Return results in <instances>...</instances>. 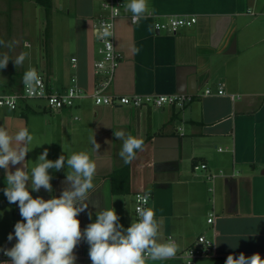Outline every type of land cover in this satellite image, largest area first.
Returning <instances> with one entry per match:
<instances>
[{"label": "crops", "instance_id": "obj_1", "mask_svg": "<svg viewBox=\"0 0 264 264\" xmlns=\"http://www.w3.org/2000/svg\"><path fill=\"white\" fill-rule=\"evenodd\" d=\"M59 2L49 0L51 12L47 13L36 0H0V40L8 43L4 23H15L18 16L31 11L41 16L44 25H49L51 14L54 33L57 7L62 8ZM65 4L73 17V55L66 67L58 68L60 58L53 40H43L40 52L26 42L23 48L28 60H40L41 66L35 69L52 89L64 90L75 76L78 85L90 93L99 46L93 21L102 11L95 0H65ZM147 5L148 12L138 22L130 18L116 22V47L122 61L113 93L189 94L194 97L189 106L134 109L96 106L87 98L73 107L71 120L65 109L57 121L30 123V116L46 110L33 108L27 101L19 111L0 110V126L6 122L11 132L24 127L33 136L25 157L29 174L45 149L49 160L87 151L96 162L94 193L86 201L88 208L77 217L82 231L105 206L115 209L126 229L136 220L135 194L150 192L151 207L161 221V239L172 238L178 251L173 258L147 264H183L180 254L200 236L213 241L214 252L196 264H225L229 255L241 253L246 257L258 253L264 259V18L250 15L264 12V0H147ZM169 16H195L197 24L176 34L157 32L155 23ZM19 50L16 44L12 49L0 46V55L15 58ZM73 58L77 69L72 67ZM11 64L10 60L0 70L2 94L19 93L25 87L22 77L27 69L12 70ZM30 112L34 114L28 117ZM114 131L144 141L143 150L129 164L118 155L122 141ZM93 136L100 145L97 152L90 143ZM202 164L206 170L194 169ZM19 167L23 164L9 165L13 172ZM66 172V163L58 172L50 169L53 191H32L33 198H58L67 186ZM211 175L215 178L209 179ZM5 177V170L0 169V249L14 246L16 238L8 241L7 237L9 233L14 236V225L22 219L18 203L10 204L4 195ZM88 212H92L91 219ZM88 250L87 242L81 240L74 249L75 264H92ZM4 262L11 264L0 251V264Z\"/></svg>", "mask_w": 264, "mask_h": 264}, {"label": "clouds", "instance_id": "obj_2", "mask_svg": "<svg viewBox=\"0 0 264 264\" xmlns=\"http://www.w3.org/2000/svg\"><path fill=\"white\" fill-rule=\"evenodd\" d=\"M124 11L131 13L132 23L145 17L148 12L147 0H125ZM100 39L111 35L108 28L96 30ZM0 46L12 49L14 42L5 43L0 40ZM26 54L15 58L7 54L0 55V70L5 69L9 61L16 68L23 65ZM23 85L31 93L35 85L40 83V77L35 68L25 71L22 77ZM116 138L122 141L118 153L124 164L131 163L138 151L143 150L142 138L124 131H114ZM33 140L27 128L21 127L11 132L5 122L0 126V169L6 172L3 189L10 204H17L22 219L14 225L13 233L7 239L16 243L10 249H0L10 258L11 264H75L77 257L74 249L84 240L89 245L88 255L92 264H147V261H162L175 257L178 245L170 238L162 240L160 236L161 221L156 217V211L148 206L150 192L138 197L142 206L136 209L137 219L126 229L119 223V216L111 206H105L96 212V220L81 230L78 215L88 208L89 196L94 193L93 178L97 171L96 162L87 151L73 152L70 156L61 155L56 160H49L45 149L39 155L35 166L29 174L25 157L29 152L27 145ZM92 149L97 152L100 145L95 136L90 138ZM67 166L64 183L67 185L57 198L45 200L42 197L33 198L31 192H39L41 188L51 193L53 191L49 170L57 172ZM23 164L13 172L9 165ZM31 190V191H30ZM99 207L98 202H93ZM89 219L92 212H88ZM7 264V262H4ZM225 264H264V259L257 254L246 257L229 255Z\"/></svg>", "mask_w": 264, "mask_h": 264}, {"label": "built area", "instance_id": "obj_3", "mask_svg": "<svg viewBox=\"0 0 264 264\" xmlns=\"http://www.w3.org/2000/svg\"><path fill=\"white\" fill-rule=\"evenodd\" d=\"M100 4L102 14L93 21V36L99 44L97 49L98 58L93 63L95 74V85L92 92H87L78 85V80L74 76L71 79L72 85L68 89L53 90L44 76L40 77V83L35 85V90L29 93L26 88L19 93L2 94L0 93V109L12 112L19 111L20 107L29 100H37L44 103L46 110L50 112H59L70 109L76 104L87 98H92L96 106H126L134 109L149 107L152 110H159L164 107H174L184 109L193 102V96L189 94L176 95H134L118 96L113 93V86L116 71L122 61V56L116 47V22L121 18H130L129 13L124 11L123 4L125 0H95ZM250 15L264 17L263 13L251 12ZM131 19V18H130ZM197 24V17H167L164 22H156L155 30L157 32L167 31L176 34L182 28L193 27ZM107 27L111 35L107 38L100 39L96 36V30ZM72 67L77 69V59H72ZM206 94H211L210 90ZM223 89H220L219 95H223ZM206 170L207 165L202 164L194 168ZM215 178V175L208 177ZM146 192L135 194V216L137 219L136 209L142 206V201L138 200L139 196ZM151 207V195L148 201ZM211 223L212 220L210 219ZM169 239V238H168ZM175 242L172 238H170ZM214 252V243L205 236H200L197 241L187 250L180 254L183 264H196L199 259L211 257Z\"/></svg>", "mask_w": 264, "mask_h": 264}, {"label": "rangeland", "instance_id": "obj_4", "mask_svg": "<svg viewBox=\"0 0 264 264\" xmlns=\"http://www.w3.org/2000/svg\"><path fill=\"white\" fill-rule=\"evenodd\" d=\"M59 5L62 6V8L57 7V15L59 18L58 17L56 18L54 33L51 32V24H52L51 14L48 16L47 19V21L50 22L49 25H44L41 16H39V14L33 11H31L29 14H24V16H18V18L15 19L16 21L15 23H10V22L4 23L5 29L3 34L6 35L5 37L7 42L8 43L14 42V44L19 45L20 53L17 56H19L22 53L24 54L28 53V51H26V49L23 48L24 42L28 43L30 47L40 52L42 50L41 43L43 40L47 38L49 42L53 40L54 45L56 47L55 55L60 58L58 68L62 69L66 67V62L68 63V61H70V58L73 55V17H71L70 15L71 7L65 4V0H60ZM97 5L100 7V4L97 3ZM49 12H51L50 9ZM46 27H49L48 31L46 30ZM43 28L45 31H43ZM69 28H71L72 30L70 31ZM162 32L169 33L167 31H162ZM48 58H50L49 55ZM32 61L33 60H28L26 57L22 66L16 68L15 64H11V69L15 70L20 68H25L28 70L29 67L37 68V66H41L40 60H38L37 62H32ZM70 85H72L71 82L65 87V89H68ZM28 102H29L28 105L32 106L33 108L36 109L41 108L44 110V103L37 100H29ZM64 112H67V115L69 114L68 118L70 120L73 119V117L70 116V115L73 116V108L69 110H65ZM58 113H60V111L50 112L46 110L44 114H40L39 116L36 117L32 115L34 114V112L28 113L27 116L29 117L30 115H32L29 117L30 123H39L43 121H47V122L52 120L57 121V119H59ZM54 137L57 141L59 140L58 133L55 134ZM64 146L68 147L67 144H65Z\"/></svg>", "mask_w": 264, "mask_h": 264}, {"label": "trees", "instance_id": "obj_5", "mask_svg": "<svg viewBox=\"0 0 264 264\" xmlns=\"http://www.w3.org/2000/svg\"><path fill=\"white\" fill-rule=\"evenodd\" d=\"M48 1L49 0H36V2L38 3V4H40L41 6H43L44 8H45V10H46V12L48 13V11H49V4H48Z\"/></svg>", "mask_w": 264, "mask_h": 264}, {"label": "water", "instance_id": "obj_6", "mask_svg": "<svg viewBox=\"0 0 264 264\" xmlns=\"http://www.w3.org/2000/svg\"><path fill=\"white\" fill-rule=\"evenodd\" d=\"M0 110H2V111H3V109H0Z\"/></svg>", "mask_w": 264, "mask_h": 264}]
</instances>
